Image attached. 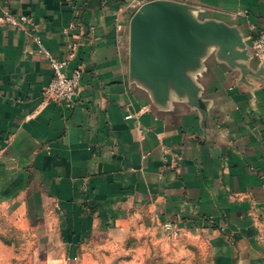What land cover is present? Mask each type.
Listing matches in <instances>:
<instances>
[{
    "label": "crops",
    "instance_id": "1",
    "mask_svg": "<svg viewBox=\"0 0 264 264\" xmlns=\"http://www.w3.org/2000/svg\"><path fill=\"white\" fill-rule=\"evenodd\" d=\"M142 4L0 0L29 17L0 21V204L73 264L140 214L210 264H264V0H162L134 26ZM41 48L81 69L71 108Z\"/></svg>",
    "mask_w": 264,
    "mask_h": 264
},
{
    "label": "rangeland",
    "instance_id": "2",
    "mask_svg": "<svg viewBox=\"0 0 264 264\" xmlns=\"http://www.w3.org/2000/svg\"><path fill=\"white\" fill-rule=\"evenodd\" d=\"M24 211L0 204V264H73L70 257L42 250ZM131 227L118 241L91 243L79 264H210L204 243L187 240L179 230L161 231L147 215H138Z\"/></svg>",
    "mask_w": 264,
    "mask_h": 264
},
{
    "label": "built area",
    "instance_id": "3",
    "mask_svg": "<svg viewBox=\"0 0 264 264\" xmlns=\"http://www.w3.org/2000/svg\"><path fill=\"white\" fill-rule=\"evenodd\" d=\"M143 3L154 0H141ZM4 22L13 27H23L25 22L29 21V17L25 14H15L11 11H5V14L0 18ZM38 39V36H35ZM69 48H73L70 47ZM251 48L253 56L264 63V29L257 31L256 35L252 38ZM44 57L47 59L52 71L51 79L46 86L45 92L54 101H59L65 104L67 108H71L74 103L76 90L80 84L82 71L79 67L72 70L71 73L67 72L68 60L67 58H58L54 56L48 49L41 48ZM70 51L68 56H70ZM165 230L176 233L179 229L177 225L171 221L163 224Z\"/></svg>",
    "mask_w": 264,
    "mask_h": 264
},
{
    "label": "water",
    "instance_id": "4",
    "mask_svg": "<svg viewBox=\"0 0 264 264\" xmlns=\"http://www.w3.org/2000/svg\"><path fill=\"white\" fill-rule=\"evenodd\" d=\"M161 1L162 0H154V1H149V2L143 3L142 6L139 8V10L137 11V13L133 17V20H132L133 25L134 26L137 25L143 19V16L147 12H149L152 9V7H155ZM168 28H169V31H167L166 38L169 41L170 36L172 35L173 32H175L174 31L175 28L171 29L172 28V25H169Z\"/></svg>",
    "mask_w": 264,
    "mask_h": 264
}]
</instances>
